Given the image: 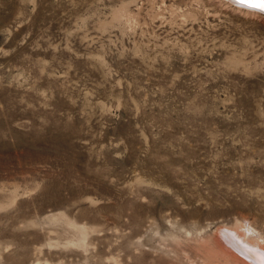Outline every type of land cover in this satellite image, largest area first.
I'll use <instances>...</instances> for the list:
<instances>
[{"label":"rangeland","instance_id":"374dc122","mask_svg":"<svg viewBox=\"0 0 264 264\" xmlns=\"http://www.w3.org/2000/svg\"><path fill=\"white\" fill-rule=\"evenodd\" d=\"M0 264H264V13L0 0Z\"/></svg>","mask_w":264,"mask_h":264},{"label":"snow or ice","instance_id":"6c2138e0","mask_svg":"<svg viewBox=\"0 0 264 264\" xmlns=\"http://www.w3.org/2000/svg\"><path fill=\"white\" fill-rule=\"evenodd\" d=\"M236 2L244 3L248 6L264 11V0H236Z\"/></svg>","mask_w":264,"mask_h":264},{"label":"water","instance_id":"95a60500","mask_svg":"<svg viewBox=\"0 0 264 264\" xmlns=\"http://www.w3.org/2000/svg\"><path fill=\"white\" fill-rule=\"evenodd\" d=\"M244 4V3H243ZM246 5V4H245ZM251 7V6H250ZM261 11V10H260ZM264 13V11H262Z\"/></svg>","mask_w":264,"mask_h":264}]
</instances>
